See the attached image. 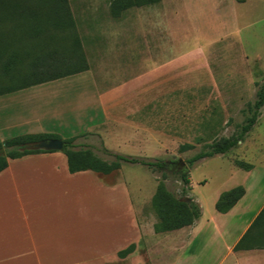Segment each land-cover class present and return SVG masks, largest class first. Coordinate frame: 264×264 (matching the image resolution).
Listing matches in <instances>:
<instances>
[{"label":"crops","instance_id":"obj_1","mask_svg":"<svg viewBox=\"0 0 264 264\" xmlns=\"http://www.w3.org/2000/svg\"><path fill=\"white\" fill-rule=\"evenodd\" d=\"M175 39L157 34L155 59H146L150 44L141 37L123 46L119 56L113 51L107 62L111 74L105 77L102 64L84 51L87 71L0 96V143L24 135L64 140L90 133L110 152L139 145L145 154L157 150L160 158L158 152L169 144L192 146L219 136L229 103L212 67L210 44L180 52L175 42L187 39ZM63 86L87 91L71 107L66 90H59ZM40 89L51 94L39 97ZM25 91L29 95L23 98ZM247 164L250 171L237 168L242 185L229 189L241 186L245 195L228 213H219L216 203L229 190L214 195L215 212L208 216L203 203L192 198L201 210L195 224L157 234L139 218L143 197L135 202L123 176L71 173L62 151L9 160L0 173V264H204L211 251L216 264H264V250L234 251L264 209V191L258 190L263 165ZM132 245V253L119 256ZM166 254L179 260H163Z\"/></svg>","mask_w":264,"mask_h":264},{"label":"rangeland","instance_id":"obj_2","mask_svg":"<svg viewBox=\"0 0 264 264\" xmlns=\"http://www.w3.org/2000/svg\"><path fill=\"white\" fill-rule=\"evenodd\" d=\"M112 2L113 0H69L76 34L83 50L89 60L102 64L103 77L111 74L107 62L112 52L117 51L119 56L123 46L140 42V37L146 38L150 44V48L146 47V59H155L157 49L153 41L157 39V34H166L174 37V40L187 39L180 44L175 42L176 49L180 52L206 48L210 44L212 67L229 103L226 106L228 115L225 127L219 136L195 141L192 148L169 144L166 151L158 152L160 158L157 157V150L152 151V154H145L139 145L120 146L116 148L117 153L110 152L97 135L90 133H85L87 136H76L75 144L83 149H91L109 162L113 158L105 150L131 158L163 162L161 169L123 163L121 171L113 175V178L123 176L126 179L136 203L140 195L143 197V201L138 204L139 218L148 226L160 221L152 204L160 183L165 184L177 199L188 197L201 201L208 216L215 212L212 201L217 192L242 185L244 175L236 164L238 161L258 163L263 165L264 170V107L257 124L244 142L230 154L200 160L192 167L188 165L189 159L206 151L207 146L215 140L236 134L249 115L248 104L255 101L258 85L264 75V0H246L244 3L235 0H159L150 5L134 6L118 17L112 13ZM121 36H124L123 41ZM63 87L59 89L61 92L66 90V86ZM86 91L85 87L66 90L64 93H68L67 104L72 105L71 107L78 104L80 95ZM42 92L43 89H40L39 97L43 94L47 98L51 94L47 89ZM28 95L26 91L20 94L23 98ZM20 131L17 128L16 132ZM114 139V136H110L108 140L115 146ZM2 155L4 152L0 150V156ZM184 172L188 174L192 187L183 183L181 175ZM258 190L264 191V183ZM195 249L200 250V247ZM168 254L164 255L163 260H179V257H169ZM210 255L211 260H204L207 262L204 264L217 263L212 257V251ZM199 261L192 260L190 264H197ZM146 263L152 264V260H146ZM163 264L171 263L165 261Z\"/></svg>","mask_w":264,"mask_h":264},{"label":"trees","instance_id":"obj_3","mask_svg":"<svg viewBox=\"0 0 264 264\" xmlns=\"http://www.w3.org/2000/svg\"><path fill=\"white\" fill-rule=\"evenodd\" d=\"M158 1L113 0L112 13L118 17L134 6L141 7ZM237 1L242 3L245 0ZM76 32L69 0H0V96L87 71V59ZM263 107L264 75L258 85L255 101L248 104L249 115L239 127V131L209 144L206 151L188 160L189 167L200 160L228 155L235 150L257 124ZM43 140L63 141L62 152L68 159L71 173L93 171L109 175L120 170L123 163L141 164L148 169H161L163 166L161 161L131 158L105 150V153L113 158L109 162L97 156L91 149L76 145L75 137L63 140L57 135L38 134L17 136L0 143V150L4 152V155L0 156V173L8 167L9 160L53 152L25 149L27 145ZM184 147L192 148L191 145ZM236 164L246 171L252 169L251 165L243 161ZM181 177L185 185H190L186 172ZM244 195L245 189L241 186L222 193L216 203V210L221 214L228 213ZM152 204L160 220L154 225L157 234L192 226L201 215L200 207L192 198L177 199L163 183L158 185ZM255 249L264 250V209L235 246L234 251ZM134 250L135 246L132 245L119 256H127Z\"/></svg>","mask_w":264,"mask_h":264},{"label":"water","instance_id":"obj_4","mask_svg":"<svg viewBox=\"0 0 264 264\" xmlns=\"http://www.w3.org/2000/svg\"><path fill=\"white\" fill-rule=\"evenodd\" d=\"M64 143L62 140H43L41 142L29 144L25 147L27 150H40V151H62ZM187 200V198L185 199Z\"/></svg>","mask_w":264,"mask_h":264},{"label":"flooded vegetation","instance_id":"obj_5","mask_svg":"<svg viewBox=\"0 0 264 264\" xmlns=\"http://www.w3.org/2000/svg\"><path fill=\"white\" fill-rule=\"evenodd\" d=\"M177 165H178V166H180V164H179V163H178Z\"/></svg>","mask_w":264,"mask_h":264}]
</instances>
